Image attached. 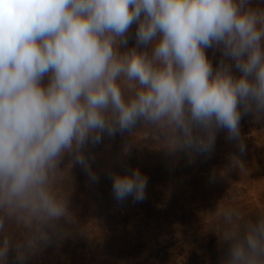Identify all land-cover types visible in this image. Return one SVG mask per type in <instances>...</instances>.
<instances>
[{"label":"clouds","instance_id":"obj_1","mask_svg":"<svg viewBox=\"0 0 264 264\" xmlns=\"http://www.w3.org/2000/svg\"><path fill=\"white\" fill-rule=\"evenodd\" d=\"M134 23L136 46L120 51ZM210 48L222 52L215 69ZM242 112L264 116V7L253 0H0V264L71 234L65 157L97 182L85 146L137 122L169 156L210 152L220 129L243 152ZM111 179L117 201L145 199L138 168ZM226 219L218 264H264V213Z\"/></svg>","mask_w":264,"mask_h":264},{"label":"rangeland","instance_id":"obj_2","mask_svg":"<svg viewBox=\"0 0 264 264\" xmlns=\"http://www.w3.org/2000/svg\"><path fill=\"white\" fill-rule=\"evenodd\" d=\"M205 51L219 63V48ZM237 72L233 67V73ZM239 129L240 140L245 138L248 143L244 151L239 150V141L227 139L226 129H220L215 140L219 151L210 158L214 164L197 160L195 151L169 156L155 137L127 151L128 140L131 142L134 135L126 131L114 137L105 133L99 144L88 143L98 181L90 182L80 166L58 180L59 190L71 194L76 217L71 234L38 251L26 264H218L229 243L223 240L224 234H218L217 227L210 231L207 224L230 226L228 213H239L241 220L264 213V145L253 150L257 161L249 158L253 152L249 144L259 142L264 131V116L248 119L242 112ZM223 151H232L228 160L231 167H222L227 162ZM134 168L147 177L145 199L133 202L129 197L119 202L112 193L111 177ZM148 212L158 219L146 218ZM125 220L132 231L144 224L158 225L160 231L136 254L105 235L110 228H122ZM175 225L180 229L168 234ZM13 231L18 236L19 231ZM98 247L100 250L95 251Z\"/></svg>","mask_w":264,"mask_h":264},{"label":"trees","instance_id":"obj_3","mask_svg":"<svg viewBox=\"0 0 264 264\" xmlns=\"http://www.w3.org/2000/svg\"><path fill=\"white\" fill-rule=\"evenodd\" d=\"M260 6V7H264V0H253V6ZM136 29H137V24H133L130 29L129 32L127 34V39H128V43L126 46L121 47L120 51H125L128 48H132L134 46H136V39H135V33H136ZM150 47L147 49L150 51ZM141 50H144L143 48H141ZM209 50H212V48H210ZM212 62L213 68L215 69V67L217 66L218 62L216 61V57L212 56L211 58H209ZM239 71L237 72V75H239ZM48 76L46 75L42 81V83L44 85H46L48 83ZM247 118L248 119H254L257 118L253 113H247ZM241 124H243V122H241ZM126 133H128L131 137L132 135H134L132 137L133 140H128V144L129 147H127V151L129 150H133L134 149V144H145V142H147L150 139H153L154 136L151 133V131L147 128H143L142 126V122H137V124L130 130H127ZM244 135L247 134L245 133V131H243ZM261 139H259V142H254V144H249L250 146H252V151L256 150L257 148H259L261 145H264V131H262L261 133ZM243 144L245 145L248 144L247 141L244 139H241ZM89 148L90 147H86L84 148L85 154L86 156L89 155ZM219 151V146L214 145V148L210 151V152H196V159L197 160H202L204 163L206 162H210L211 164H214L215 162L213 160H210V158L213 156V154L215 152ZM224 156H226L227 158V162H224L222 167H231V163L228 162V160L231 158L232 156V151H223L222 152ZM89 157V156H88ZM253 157V160L257 161L256 157V152L253 151L250 153L249 158L251 159ZM89 163L91 164V167L93 169V165H92V160L89 158ZM63 164H65V167L63 168V174L61 176L62 179L67 178L68 171L72 170L73 168L79 166L76 164H72L70 161L69 157H65L64 162L62 163L61 166H64ZM220 164V163H219ZM233 173V171H231V174ZM152 217H157L155 216L152 212H148L146 218L150 219ZM205 216L202 215V218H204ZM246 218V217H244ZM158 219V217L156 218ZM128 221V220H127ZM127 221L125 220V223H122L123 227L122 228H110L109 230H107L104 234L106 236H108V238L110 240H112L113 242L118 241L121 242L123 244H125L126 247L131 248L132 251L134 253H139L142 250L146 249V243L148 242V240H155V236L157 235V233H159V226L155 225L154 227L152 226H148V224H144L142 228H138L135 231H132L130 228L131 227H127L126 223ZM158 221V220H157ZM172 222L168 223V225H171ZM214 223L211 224V222H209V224H207V228L208 230H212L213 228L217 227L220 231V233H218L219 235L225 234L230 226H228V224H221L219 223L218 226L213 225ZM176 227L172 228L170 231H168V234H173L175 233L178 229H180L179 226L175 225ZM135 229V226L133 227ZM17 234V233H16ZM103 234V233H102ZM18 236H19V232H18ZM48 248V247H46ZM45 249V248H44ZM43 250V249H42ZM100 248H96L95 251H99ZM41 251V250H40ZM132 258V257H131ZM6 264H19V261L16 258V253L13 249H10L8 255H7V259H6Z\"/></svg>","mask_w":264,"mask_h":264}]
</instances>
